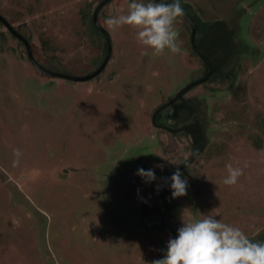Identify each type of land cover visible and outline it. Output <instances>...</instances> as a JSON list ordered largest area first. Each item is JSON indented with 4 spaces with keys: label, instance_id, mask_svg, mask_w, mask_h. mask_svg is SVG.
<instances>
[{
    "label": "rangeland",
    "instance_id": "obj_1",
    "mask_svg": "<svg viewBox=\"0 0 264 264\" xmlns=\"http://www.w3.org/2000/svg\"><path fill=\"white\" fill-rule=\"evenodd\" d=\"M98 1L0 0V14L40 63L82 75L103 57V38L91 27ZM131 2L109 0L98 10L110 56L85 81L38 71L0 24V264H151L177 236L160 221L157 185L190 154L191 142L151 115L203 65L182 17L174 25L181 41L175 55H153L138 42L137 27L109 29L106 20L127 14ZM181 4L201 23L224 20L238 47L233 72L183 94L200 102L206 143L182 170L187 194L172 198L166 184L171 220L212 215L248 236L264 226V0ZM173 109L162 113L167 126ZM228 164L243 169L231 186L223 183ZM141 167L154 169L157 180L146 183L136 174Z\"/></svg>",
    "mask_w": 264,
    "mask_h": 264
},
{
    "label": "clouds",
    "instance_id": "obj_2",
    "mask_svg": "<svg viewBox=\"0 0 264 264\" xmlns=\"http://www.w3.org/2000/svg\"><path fill=\"white\" fill-rule=\"evenodd\" d=\"M184 15L181 0H132L127 14L109 17L106 24L109 29L123 25L137 27V39L142 45L152 48L153 55H160L167 49L172 54L181 52L180 33L175 28L178 17ZM18 158L20 149L14 150ZM19 163L13 161L14 166ZM170 177H161L165 183L171 181L172 198L187 194L188 181L179 168V163ZM247 166V164H245ZM163 170V164L154 166ZM228 176L225 185H235L243 175L242 168L226 165ZM137 175L146 183L157 180L154 169L138 168ZM157 185V192L160 190ZM175 238L167 242L166 254L153 260L151 264H264V241H253L238 227L221 222L215 216L206 215L202 219H182Z\"/></svg>",
    "mask_w": 264,
    "mask_h": 264
},
{
    "label": "water",
    "instance_id": "obj_3",
    "mask_svg": "<svg viewBox=\"0 0 264 264\" xmlns=\"http://www.w3.org/2000/svg\"><path fill=\"white\" fill-rule=\"evenodd\" d=\"M109 0H99L93 7L91 12V22L93 26L98 30L104 37L106 42V49L103 58L96 68L92 71L82 75H72L65 72H59L54 70L45 69L41 66L32 56L29 43L27 39L12 28L11 24L0 14V24L18 40L24 47L26 57L31 65L38 71L51 77L60 78L70 81H85L89 80L100 73L104 65L106 64L108 57L110 56V37L108 33L100 26L97 21V13L102 5L107 3ZM149 1V0H148ZM160 2V0H156ZM170 3V1L165 0ZM190 26L189 30V43L194 55L201 61L203 65L202 74L187 82L180 87L174 94L167 99L165 102L158 105L152 112L151 121L154 123L155 115L166 108L174 101H178L176 108L172 111V118L179 124L177 129L170 128L166 125H157L158 127L167 131H183L188 135L191 142L190 154L182 160L179 164V168L182 171L187 165H189L193 159L202 151L205 146L206 138L204 132V117L200 110V102L195 97H183V94L204 81H206L212 74L225 75L228 74L236 63L237 49L232 39V29L229 28L226 22L222 19H214L206 24L204 31L196 38H194L195 25L192 19L184 12L181 16ZM177 165L169 170L163 177H170L175 171ZM167 182L160 181V198L162 202L161 216L163 223L171 230L177 231L180 226L173 225L168 216V202L166 198V187ZM249 239L253 241H264V226L259 228L256 232L248 235Z\"/></svg>",
    "mask_w": 264,
    "mask_h": 264
},
{
    "label": "trees",
    "instance_id": "obj_4",
    "mask_svg": "<svg viewBox=\"0 0 264 264\" xmlns=\"http://www.w3.org/2000/svg\"><path fill=\"white\" fill-rule=\"evenodd\" d=\"M184 12L192 19V21L194 22V25H195V33H194V38H196V37H198L203 31H204V29H205V26H206V24H207V22L206 23H201V22H199L198 20H196V19H194L192 16H190L185 10H184ZM3 16V15H2ZM4 17V16H3ZM5 18V17H4ZM10 24H11V26H12V28H14L17 32H19V30H18V28L17 27H14V25H12V22H10L7 18H5ZM186 22V21H185ZM209 23V22H208ZM92 24V23H91ZM186 24H187V27L189 28V30H190V26H189V24L186 22ZM91 27L94 29V32L99 36V37H102L103 39H102V44H101V48H102V50H103V56H104V54H105V49H106V42H105V39H104V37H103V35L98 31V30H96V28L93 26V24L91 25ZM22 36H24L25 37V35L24 34H22L21 32H19ZM12 36V35H11ZM14 38V37H13ZM26 39H27V37H25ZM16 40V39H15ZM17 41V43H19L20 45H22L18 40H16ZM27 41H28V39H27ZM29 43V42H28ZM29 46H30V50H31V53H32V56L34 57V59L41 65V66H43L45 69H48V70H50V68H48L47 66H45L44 64H42V63H40V61L37 59V57L35 56V54H34V51H33V49H32V47H31V44L29 43ZM103 57H101L99 60L101 61V59H102ZM100 61H99V63H100ZM96 62L97 61H94V60H92L91 61V64H92V67H91V70L90 71H92L94 68H96L97 66H98V64L96 65ZM89 71V72H90ZM231 72H233V71H231ZM230 72V73H231ZM68 74H72V73H69V72H67ZM88 73V72H87ZM86 74V73H85ZM72 75H75V74H72ZM222 76H224V75H217V74H212L208 79H211L212 77H222ZM173 105H174V108H176V106H177V104H178V101H174L173 103H172ZM172 104H170V105H172Z\"/></svg>",
    "mask_w": 264,
    "mask_h": 264
},
{
    "label": "flooded vegetation",
    "instance_id": "obj_5",
    "mask_svg": "<svg viewBox=\"0 0 264 264\" xmlns=\"http://www.w3.org/2000/svg\"><path fill=\"white\" fill-rule=\"evenodd\" d=\"M233 32V31H232ZM238 47V44H236V48ZM231 72V71H230ZM228 74H230V73H228ZM228 74H225L224 76H226V75H228ZM223 77V76H222ZM209 80V79H208ZM165 109H167V107L166 108H164V109H162L160 112H158L157 114H156V116H155V121H159L160 123H157V125H166L165 123H163V122H166L164 119H163V117H161L162 116V113H163V111L165 110ZM175 109V108H174ZM173 109V110H174ZM172 110V111H173ZM171 119H173L172 118V112H171ZM167 126V125H166ZM168 127H170V128H173V129H177L178 127H179V124L177 123V122H175L174 121V123L172 124V126H168ZM160 128V127H159ZM172 132H181V133H184L183 131H179V130H177V131H172ZM185 134V133H184ZM191 149H192V146H191ZM191 152V151H190ZM165 191H166V189H165ZM166 196H167V192H166ZM167 198V202H168V216H169V220H170V222L173 224V225H177V226H181V224H175L172 220H171V216H172V206L169 204L170 202H169V200H168V196L166 197ZM162 211V210H161ZM156 215V214H155ZM160 221H161V223L168 229V230H170L171 232H173V233H176V234H178V232L177 231H174V230H171L170 228H168L164 223H163V219H162V216H161V212H160ZM152 216H151V214L148 212L147 213V218L149 219V220H152V221H156V218H155V216H154V218H151Z\"/></svg>",
    "mask_w": 264,
    "mask_h": 264
}]
</instances>
